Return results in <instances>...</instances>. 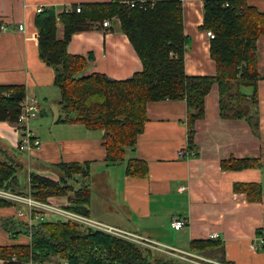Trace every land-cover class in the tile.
I'll list each match as a JSON object with an SVG mask.
<instances>
[{"label": "crops", "instance_id": "0c3cea01", "mask_svg": "<svg viewBox=\"0 0 264 264\" xmlns=\"http://www.w3.org/2000/svg\"><path fill=\"white\" fill-rule=\"evenodd\" d=\"M104 1L110 0H0V24L8 25L7 30H0V83H24L26 99H36L39 111L31 119L36 121L30 129L41 140L39 149L27 150V157L19 156L15 151L19 150L22 132L14 124L0 121V156L21 166L32 165L34 161L35 167L29 168V175L30 172L48 175L41 161L52 164L89 161L90 216L185 250H190L193 239L211 238L216 232L219 237L211 239L219 241L220 246L201 254L228 264H264V248L252 247V240L264 232V35L257 43L261 78L256 126L243 118L222 116L219 88L215 83L205 98L204 116L196 121L193 149L188 147L185 99L149 101L148 120L136 146L127 150L124 160L111 163L105 159L103 130L89 129L82 123L61 122L62 114H54L52 98L60 99V91L54 84V69L39 56L35 24L40 7L54 6L61 12L73 5ZM247 1L264 11V0ZM203 4L204 0H187L182 4L185 33L189 36L185 52V69L189 75L216 73L209 51L210 38L199 27L203 22ZM110 21L109 26L95 22L89 29L75 32L68 51L93 54L83 74L99 71L112 78L125 79L141 70L143 64L127 34L121 30L119 19ZM19 24H24V30L18 28ZM63 34V25L59 23L57 35L61 38ZM54 87L59 91L58 96ZM245 90L250 92L251 88ZM39 115L41 120L50 121L47 134L42 135L38 130ZM181 149L184 156L179 155ZM232 156L260 157L261 164L224 169L221 160ZM130 157L148 162L147 175L126 174V161ZM247 182L261 184L260 200L251 201L244 191L234 188L236 183ZM181 186L184 188L180 189ZM53 199L62 206L68 202L66 196ZM24 205L0 207V244L13 242L1 219L13 217V207L18 210ZM175 219H184L186 224L177 229L172 225ZM173 260L175 264H182L178 259ZM0 264H4L1 258Z\"/></svg>", "mask_w": 264, "mask_h": 264}, {"label": "trees", "instance_id": "16d2710c", "mask_svg": "<svg viewBox=\"0 0 264 264\" xmlns=\"http://www.w3.org/2000/svg\"><path fill=\"white\" fill-rule=\"evenodd\" d=\"M80 6V11L76 10ZM202 30H211L209 51L216 64L215 74L189 75L185 52L189 36L185 33L182 0H147L144 6L127 0L85 2L58 12L54 6L35 17L40 58L54 69V84L60 91L63 111L61 122L82 123L89 129L103 130L106 160H124L126 152L137 144L148 120L147 103L164 99H185L187 104L188 147H195L196 121L204 116L205 98L213 84L219 88L222 116L243 118L251 126L258 108V39L264 35V11L247 0H204ZM118 18L143 67L125 79H116L99 71L83 74L88 55L70 53L68 44L75 32L89 29L93 23ZM64 34L58 37V24ZM251 88L248 92L245 88ZM26 98L24 83H0V121L16 124L21 102ZM260 157L232 156L221 160L224 169L259 166ZM60 179L30 172L29 185L20 186L21 164L0 157V187L44 202L66 196L68 209L89 215L91 187H75L69 182L90 175L89 161H61L53 164ZM148 162L140 157L126 161V174L145 176ZM251 201L262 197L258 182L236 183ZM12 202L0 198V207ZM1 219L2 226L18 237L28 233L29 240L0 244L4 264H175L172 257L133 242L123 240L73 220L46 214L44 219ZM220 242L196 238L190 250L200 253L215 249ZM183 264V263H182Z\"/></svg>", "mask_w": 264, "mask_h": 264}, {"label": "built area", "instance_id": "2783aa9c", "mask_svg": "<svg viewBox=\"0 0 264 264\" xmlns=\"http://www.w3.org/2000/svg\"><path fill=\"white\" fill-rule=\"evenodd\" d=\"M146 1L147 0H127V2L131 6H134L135 3H140L141 6H144ZM185 1L187 0H182V4ZM42 9H43L42 7L38 8V12L41 11ZM76 10L80 11L79 5L76 7ZM102 24L104 26H109L111 24V21L110 19H105ZM18 28L20 30H24V24H19ZM7 29H8L7 24L5 23L0 24V30H7ZM206 34L209 38L214 37V33L211 30H207ZM21 106H22V110L18 117V121L16 124H14L15 127L22 132L21 133L22 137L21 140L18 142V147L21 150H29V151H32L34 149H39L41 146V140L32 132V130L29 127V123L31 119L35 118L39 111L37 101L35 98H32L30 100L25 98L21 102ZM184 154L185 152L183 149L179 150L180 156H184ZM183 188L184 186L180 187V189ZM0 198L26 204L30 216H32L33 210H38V212L35 215V218L37 219H44L46 214H51L58 218L73 220L83 226L90 227L92 229L102 231L104 233L113 235L123 240L133 242L141 247L149 248L161 254H165L169 257L177 258L183 264H224L215 261L212 258L204 256L200 252L180 249L171 245H167L139 231L124 228L119 225L112 224L104 220L92 217L90 215L76 212L62 205H58L51 202L39 201L37 199L32 198L30 195H22L12 190L0 187ZM21 213L22 212L20 211L19 214ZM185 224H186V220L184 219H175L172 222V225L177 229L182 228ZM210 237L218 238L219 234L214 232L210 235ZM252 247L254 249L264 248V232L262 234L257 235L252 240ZM62 264H68V262L63 261Z\"/></svg>", "mask_w": 264, "mask_h": 264}, {"label": "rangeland", "instance_id": "374dc122", "mask_svg": "<svg viewBox=\"0 0 264 264\" xmlns=\"http://www.w3.org/2000/svg\"><path fill=\"white\" fill-rule=\"evenodd\" d=\"M114 18H116V17H114ZM189 48H190V44H189ZM54 88H55V90L57 92V96H58L59 91H58L57 87H54ZM51 106H52V108L54 110V114L55 115H57L58 113H61V114L63 113V111L61 109V104L59 103V99L56 100L55 98H52ZM50 112H49V117L48 118L51 117V113ZM41 117H42V115H39V117H38L39 119L38 120H41ZM35 121H36V119L35 120H31V122L29 123V127L31 126V123L32 122L34 123ZM49 122H48V119L47 118L46 119H42L39 122V124H38V130L43 133L42 135L47 134V132H49V125H48ZM16 148H18V147H16ZM15 152L19 156L27 157V152L28 151L27 150H20L19 149V150H16ZM34 159L36 160V158H34ZM39 160L41 161L42 159H39ZM41 162H44V164H45V170H46V172L48 173V175L50 177H53L54 179H60L61 172L59 171V169L56 166H54L52 163H48L46 161H41ZM34 163L35 162L32 161V163H31L32 165L25 164L24 166H21L18 169V176H19V179H20V186L21 187H25L27 185V179H28V175H29V168L32 167L34 169V167H35ZM98 178H99V176H98ZM69 182L72 183L75 187H79L84 182L85 183L91 182V177L84 178V177L77 176L76 179L75 178L69 179ZM2 188H5V187H2ZM96 188H97V190L99 189L100 191H102L101 190L102 189L101 186H97ZM6 189H8V188H6ZM94 190H96V189L94 188ZM5 200H7V199H5ZM9 201H11V200H9ZM11 202H12V204H16V205H17V203H20V202H15V201H11ZM53 203H55V202H53ZM21 204H23V203H21ZM13 208H14L13 210L15 212V215L13 217L16 220H21L22 219V220H27L30 223L33 222V220L31 219V216H30V214H29V212L27 210L26 204L23 207H20L18 210L15 207H13ZM20 211L22 212L21 214H19ZM92 214L93 215H96L95 212H92ZM102 219H104V218H102ZM112 223H114V222H112ZM8 238L11 241H27V240H29L28 233H26V232H22L18 237H14L12 235V233L9 231ZM173 259H177V258H173ZM218 262H221V263H224V264H228V263L222 262V261H218Z\"/></svg>", "mask_w": 264, "mask_h": 264}]
</instances>
